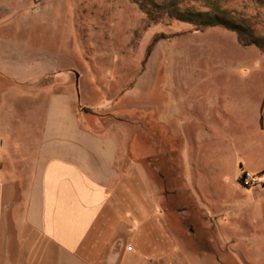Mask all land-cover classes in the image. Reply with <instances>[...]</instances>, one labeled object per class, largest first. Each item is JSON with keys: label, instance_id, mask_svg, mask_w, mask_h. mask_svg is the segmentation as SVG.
<instances>
[{"label": "rangeland", "instance_id": "1", "mask_svg": "<svg viewBox=\"0 0 264 264\" xmlns=\"http://www.w3.org/2000/svg\"><path fill=\"white\" fill-rule=\"evenodd\" d=\"M150 1L173 2L182 12L211 11L260 47H243L223 27L196 31L150 7ZM62 75L77 93L79 113L103 127H121L122 144L136 141L138 173L131 187L141 188L138 178L146 166L140 154L143 113L150 119L148 157L160 155L165 173L169 160H176L170 161L165 186L184 185L181 158L188 164L195 149L202 164L194 173L201 195L210 189L208 164L218 169L212 206L221 211L216 222L212 217V254L192 260L181 243L182 258L172 257L169 264H264V182L250 174L264 169V0H0V100L6 92L39 96L40 88H57ZM204 124L212 126L211 133ZM150 163L149 176L154 174L159 187V166L154 159ZM239 163L258 178L256 184L243 186V175L233 180ZM168 233L171 242L175 235ZM205 249L202 243L194 250Z\"/></svg>", "mask_w": 264, "mask_h": 264}, {"label": "crops", "instance_id": "2", "mask_svg": "<svg viewBox=\"0 0 264 264\" xmlns=\"http://www.w3.org/2000/svg\"><path fill=\"white\" fill-rule=\"evenodd\" d=\"M37 91L39 96L22 91L1 95L0 264H169L172 257L182 258L181 243L192 260H200L202 253L210 257L212 223L221 211L212 206L218 172L212 162L204 172L208 196L197 189L194 173L202 164L195 159L196 149L189 165L181 158L185 188L173 181L165 186L175 161L169 160L165 173L160 155L148 157L146 124L140 153L146 166L136 190L131 187L138 173L136 141L122 144L121 127H103L79 113L69 76H59L57 88ZM203 127L212 132L211 125ZM153 159L160 167L155 168V174L161 172L159 187L148 172ZM238 170L233 180L248 173L242 163ZM253 173L264 182V169ZM204 195L209 201L202 205ZM169 231L175 235L171 242ZM202 243L206 251L196 252Z\"/></svg>", "mask_w": 264, "mask_h": 264}, {"label": "trees", "instance_id": "3", "mask_svg": "<svg viewBox=\"0 0 264 264\" xmlns=\"http://www.w3.org/2000/svg\"><path fill=\"white\" fill-rule=\"evenodd\" d=\"M148 5H150V7L152 6L155 9L157 8L164 11V13H166L169 18H174L175 20L183 23L193 24L195 26L196 31L219 26L229 31L235 32L237 34V39L239 44L242 45L243 47H248V46H256L258 48L260 47L258 45V42L254 40L250 34H244L242 29L239 28V26H237L234 22L223 19L218 15H212L211 11L182 12L177 10L176 8L177 6L173 2H166L162 5H155L153 4V2L150 1V4ZM220 13L223 14V12ZM139 119L142 120V122H144L145 125L147 124L149 126L150 119L148 116H145L144 113L142 114V116H139ZM174 161H176L175 158Z\"/></svg>", "mask_w": 264, "mask_h": 264}, {"label": "built area", "instance_id": "4", "mask_svg": "<svg viewBox=\"0 0 264 264\" xmlns=\"http://www.w3.org/2000/svg\"><path fill=\"white\" fill-rule=\"evenodd\" d=\"M257 182H258V178L256 176L249 175L247 173H245L240 179V183L243 186H252L256 184Z\"/></svg>", "mask_w": 264, "mask_h": 264}]
</instances>
